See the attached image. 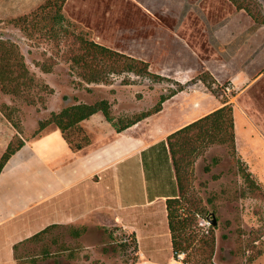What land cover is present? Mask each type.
I'll return each instance as SVG.
<instances>
[{
    "label": "crops",
    "instance_id": "crops-1",
    "mask_svg": "<svg viewBox=\"0 0 264 264\" xmlns=\"http://www.w3.org/2000/svg\"><path fill=\"white\" fill-rule=\"evenodd\" d=\"M128 3L146 14L148 23L136 24L130 17L122 21L126 27L117 31L131 46L120 47L127 54L148 60L153 72L179 78L184 88L204 76L215 83L232 80L236 89L223 100L197 91L187 95L182 89L167 98L160 111L122 131L98 111L82 122L91 142L80 150L72 148L57 126L25 136L0 110V159L18 135L24 140L0 173V264H19L18 249L54 224L117 226L137 237V258L125 264H172L167 201L179 187L169 134L232 104L236 150L242 154L243 142L254 149L264 143V127L247 113V107L264 104V24L258 25L232 0ZM88 85L110 87L112 95L106 98L115 113L140 111L132 84ZM60 104L51 110L58 111ZM164 120L174 123L161 130ZM159 242L171 250L164 258L156 252Z\"/></svg>",
    "mask_w": 264,
    "mask_h": 264
},
{
    "label": "rangeland",
    "instance_id": "rangeland-1",
    "mask_svg": "<svg viewBox=\"0 0 264 264\" xmlns=\"http://www.w3.org/2000/svg\"><path fill=\"white\" fill-rule=\"evenodd\" d=\"M258 1L264 12V0ZM44 2L45 0H0V37L11 38L20 44L30 70L36 77L34 86L22 94L0 91V110L11 116L16 128L28 137H31L28 133L36 135L54 126L50 124L41 128L40 120L48 118L51 109L58 108L59 103L63 108L74 101L75 96L95 101L112 95L110 87L88 85L82 81L77 69L72 67L71 60L65 55L69 49L65 34L58 44L55 38L48 37L45 32L37 31L30 35L11 21L12 18L30 14ZM128 2L130 0H67L64 8L67 20L64 24L90 39L126 52L120 47L131 46L127 40L122 39V31H117L118 28L126 27L122 25V21L130 17L136 24L148 23L147 15ZM42 62L52 65V70L44 71L40 66ZM129 74L131 73L118 75L112 81L115 82L114 86L132 84L133 93L137 95L135 100L140 108L138 112L147 110L144 108H152L160 100L162 93L169 94L172 89L182 85L179 78L171 76L154 80ZM213 85L214 90L196 76L185 86L187 90L184 94L197 91L216 94L223 100L236 89L232 80H217ZM66 95L70 99L65 98ZM30 97L35 99L34 103L30 102ZM242 101L244 103L245 99ZM247 109L256 123L264 127V104L249 106ZM113 113L115 116H125L114 110ZM172 123L173 120L162 121L161 130ZM248 128L253 127L248 125ZM258 142L263 143L261 139H257ZM241 148L242 154L237 150L233 154L225 144H212L199 152L191 167V194L200 201L195 228L203 234L209 233L214 227L215 264H264V199L250 191L242 170L243 167L247 171L252 169L250 172L264 186V143L254 149L243 142ZM213 213L218 219L216 225L212 224ZM73 228L81 230L82 225L55 226L40 239L27 240L18 249L19 259L23 264H125L137 257L131 234L118 230L117 226H87V230L79 237L74 235ZM146 244L150 245V242ZM158 245V256L166 257L170 248L164 247L161 242ZM147 251L146 249L145 253L148 257L151 252ZM45 252L50 255L45 257ZM184 256L186 258L187 255Z\"/></svg>",
    "mask_w": 264,
    "mask_h": 264
},
{
    "label": "trees",
    "instance_id": "trees-1",
    "mask_svg": "<svg viewBox=\"0 0 264 264\" xmlns=\"http://www.w3.org/2000/svg\"><path fill=\"white\" fill-rule=\"evenodd\" d=\"M232 1L238 9H245L252 15L258 25L264 24V12L258 0ZM66 2L67 0H45L30 14L12 18L11 21L30 35H34L37 31L45 32L48 37L55 38L58 44L61 43L63 34H65L69 46L65 55L71 60L72 67L77 69L82 81L87 83H110L113 76L124 73H135L154 80L166 79L165 76L151 70L148 60L129 55L90 39L82 32L66 27L64 24L67 20L64 11ZM40 66L44 71L52 70V65L47 62L40 63ZM202 77L206 85L214 90L215 81L208 77ZM35 81L36 77L30 70L20 44L11 38L0 37V91L19 95L34 86ZM181 89H184V85L180 84L177 89H172L169 94L162 93L160 100L152 108L131 116H115L112 103L107 98L84 102L75 96L74 101L65 105L60 111H52L48 118L40 120V127L45 128L50 124L59 127L72 148L80 150L91 142V137L83 127L82 122L94 113L103 111L106 117L114 123L117 130L122 131L141 119L160 111L163 108V102ZM65 98L70 99V96L66 95ZM30 102L34 103L35 99L30 97ZM7 116L11 118V116ZM167 141L179 187L178 193L168 198L167 201L174 255L184 253L187 255L184 260L188 264H215L213 261L216 247L214 227L212 226L209 233L203 234L195 228L197 224L196 211L199 210L200 201L191 194V167L199 152L212 144H225L232 150L233 154L236 153L234 106L225 104L218 107L172 132ZM23 144L24 140L19 136L11 141L0 159V173L11 156ZM242 170L250 191L255 196L264 199V186L245 167ZM59 225L49 226L28 240L40 239L49 229ZM86 230L87 226L83 225L81 230L73 228L72 231L75 236L79 237ZM130 237L137 249L136 234L133 233ZM49 255V252L44 254L45 257ZM19 264H23L22 260L19 261Z\"/></svg>",
    "mask_w": 264,
    "mask_h": 264
},
{
    "label": "built area",
    "instance_id": "built-area-1",
    "mask_svg": "<svg viewBox=\"0 0 264 264\" xmlns=\"http://www.w3.org/2000/svg\"><path fill=\"white\" fill-rule=\"evenodd\" d=\"M132 74L137 75L135 73H132ZM116 76H118V75H116ZM138 76H140V75H138ZM227 88L230 89L229 86ZM184 255H185L184 253H179L178 255H174L173 260H172V264H185L183 261L184 257H185Z\"/></svg>",
    "mask_w": 264,
    "mask_h": 264
},
{
    "label": "water",
    "instance_id": "water-1",
    "mask_svg": "<svg viewBox=\"0 0 264 264\" xmlns=\"http://www.w3.org/2000/svg\"><path fill=\"white\" fill-rule=\"evenodd\" d=\"M214 217L212 218V224L216 225L218 223V219L215 216V213H213ZM210 218V216H209Z\"/></svg>",
    "mask_w": 264,
    "mask_h": 264
}]
</instances>
